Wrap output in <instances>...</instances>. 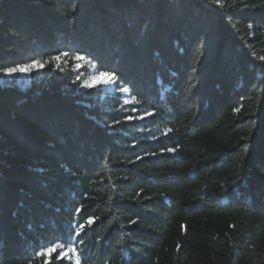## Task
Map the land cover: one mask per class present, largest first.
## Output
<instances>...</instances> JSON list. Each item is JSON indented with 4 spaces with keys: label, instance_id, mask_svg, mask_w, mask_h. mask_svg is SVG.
Wrapping results in <instances>:
<instances>
[{
    "label": "trees",
    "instance_id": "16d2710c",
    "mask_svg": "<svg viewBox=\"0 0 264 264\" xmlns=\"http://www.w3.org/2000/svg\"><path fill=\"white\" fill-rule=\"evenodd\" d=\"M262 58L264 0H0V264H264Z\"/></svg>",
    "mask_w": 264,
    "mask_h": 264
},
{
    "label": "rangeland",
    "instance_id": "374dc122",
    "mask_svg": "<svg viewBox=\"0 0 264 264\" xmlns=\"http://www.w3.org/2000/svg\"><path fill=\"white\" fill-rule=\"evenodd\" d=\"M72 68L66 65V63L56 61L53 66V72H58L59 74H67L74 79L76 83H79L80 88L85 90L95 89L102 93V97L104 95H112L115 93V82L111 81L105 83L104 77H100V73H97L94 70V67L91 63L86 60H77L76 57L71 59ZM43 68L33 69L31 72L27 74L16 73L11 76H7L4 74L3 78L0 79V85L2 87H12L17 88L21 91L26 90L33 81L37 78L42 77ZM85 83H92L91 88H84L83 85ZM123 95H127V92H123Z\"/></svg>",
    "mask_w": 264,
    "mask_h": 264
},
{
    "label": "snow or ice",
    "instance_id": "6c2138e0",
    "mask_svg": "<svg viewBox=\"0 0 264 264\" xmlns=\"http://www.w3.org/2000/svg\"><path fill=\"white\" fill-rule=\"evenodd\" d=\"M213 2H218V0H213ZM64 55L66 56L67 53H64ZM53 59H55L56 61H59L60 60V57L57 56V57H54ZM77 60H83L85 59L84 56H77L76 57ZM264 59V58H262ZM48 61H44L43 64L39 63V62H34L32 64H29V65H23V66H17V67H12V68H6L4 69V74L7 75V76H11L13 74H16V73H21V74H27L29 72H31L33 69H37V68H43L45 64H47ZM100 77H104L105 80L104 82L105 83H108V82H111V81H115L117 78L115 76V74H110V73H106V72H101L100 73ZM75 83V81H74ZM84 88H91L92 87V83H85L83 85ZM121 91L123 92H127L128 91V88H123L121 89ZM234 111H238V109H234ZM168 151L172 152L174 151V149H168ZM80 209H77V212H79ZM94 222V218L90 217L87 221V223L89 225H91L92 223ZM135 221H133L134 223ZM84 227L83 224L80 225V228L82 229ZM77 236L80 235L79 232L76 233ZM51 251L52 250H49V253L48 254H51ZM69 251H72L71 249ZM41 255H43V253H41ZM77 264H79V260H77Z\"/></svg>",
    "mask_w": 264,
    "mask_h": 264
}]
</instances>
